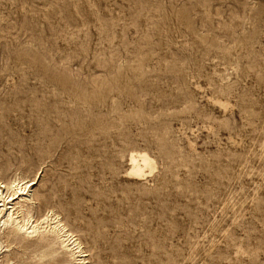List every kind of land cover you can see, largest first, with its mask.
<instances>
[{
    "label": "rangeland",
    "instance_id": "374dc122",
    "mask_svg": "<svg viewBox=\"0 0 264 264\" xmlns=\"http://www.w3.org/2000/svg\"><path fill=\"white\" fill-rule=\"evenodd\" d=\"M137 150L157 161L142 180ZM16 174L90 264H264V0H0V180Z\"/></svg>",
    "mask_w": 264,
    "mask_h": 264
},
{
    "label": "bare ground",
    "instance_id": "6f19581e",
    "mask_svg": "<svg viewBox=\"0 0 264 264\" xmlns=\"http://www.w3.org/2000/svg\"><path fill=\"white\" fill-rule=\"evenodd\" d=\"M216 103L225 108L231 105L229 101L220 98ZM230 138L233 136L230 135ZM188 140L190 146L195 148L196 143L194 144L190 138ZM130 163L128 174L140 180L157 170L156 159L147 151H132ZM236 164L235 153H223L219 159L205 165L204 179L206 182L218 183L223 177L232 174ZM20 174H16L9 181L0 180V264H11L13 260L10 258L11 252L15 254L16 259L18 256L24 257L26 264H90L88 248L86 249L64 216L49 205L50 197H38L35 186L40 178H29ZM242 227L245 228V225ZM232 244L233 260L236 262L240 258L238 254L241 250L245 246L255 245L256 242L253 237H244L242 234ZM39 246L48 247L47 252L41 254L37 260L30 256L25 257L30 248L35 249ZM60 253L66 255V259L59 256Z\"/></svg>",
    "mask_w": 264,
    "mask_h": 264
}]
</instances>
